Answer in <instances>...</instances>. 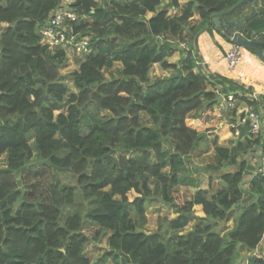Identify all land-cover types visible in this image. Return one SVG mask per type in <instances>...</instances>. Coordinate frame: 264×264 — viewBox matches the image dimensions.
Returning a JSON list of instances; mask_svg holds the SVG:
<instances>
[{"label": "trees", "instance_id": "1", "mask_svg": "<svg viewBox=\"0 0 264 264\" xmlns=\"http://www.w3.org/2000/svg\"><path fill=\"white\" fill-rule=\"evenodd\" d=\"M73 1V33L89 36L92 48L74 72L75 93L60 81L63 50L40 45V29L61 0H0V264H91L87 245L105 232L104 263L237 264L242 249L249 253L245 264H264L253 254L264 237V181L253 168L246 173L244 160L259 140L216 145L207 189H197L185 165L186 156L208 146V133L221 129L216 85L228 84L222 92L246 90L207 73L192 54L179 68L164 60L169 41L182 40L183 29L192 41L213 28L211 16L240 0H189L173 18L156 12L159 0ZM246 9L253 10L244 4L230 18L246 17ZM194 14L200 21L190 26ZM238 30L264 41V1ZM114 62L122 69L106 78L103 71ZM155 63L175 73L149 80ZM62 105L67 113L54 117ZM34 155L55 169L38 197L16 179ZM223 166L234 170L221 172ZM61 171H69L74 184L62 183ZM178 186L196 188L193 199L183 200ZM153 198L175 216L146 233L137 225L145 223ZM194 205L203 217L194 215ZM231 218L233 226L220 232ZM86 228H94L90 236Z\"/></svg>", "mask_w": 264, "mask_h": 264}, {"label": "rangeland", "instance_id": "2", "mask_svg": "<svg viewBox=\"0 0 264 264\" xmlns=\"http://www.w3.org/2000/svg\"><path fill=\"white\" fill-rule=\"evenodd\" d=\"M109 1L110 0H103V2ZM161 1L162 6L168 11L172 12V8L170 6L172 0ZM3 30L4 26H1L0 32ZM208 30V34L206 32L203 33L204 38H209V36L211 35L212 28H208ZM246 51L247 52H243V63L239 67L240 70H245L243 71L244 74H246L248 71V73L246 74L247 76L244 77V81L249 83L253 89L264 94V62L249 50ZM63 52L64 62L58 69L60 81L67 86L69 92L75 93L76 91L72 85L73 75L78 67V63L85 58V55L76 53L71 47H66L65 51ZM262 55L264 57V52H262ZM210 57H207V61L202 60L201 62V66H203L206 72L214 69L215 66L214 57L212 55H210ZM121 69L122 65L119 62H114L113 66L104 69L103 73L106 78H109L111 75L116 76ZM174 73V70H162L158 65H153L148 71V78L152 80L157 76L165 77ZM250 76L252 78H250ZM66 96H68V93ZM59 113L66 114L67 107L65 105L59 106L56 110L53 111L54 117H56V115H58ZM140 120L141 122H146L147 124L149 123L144 114L140 115ZM217 133L218 135H213L212 132L208 133L207 137L211 138H208V146L206 148H198L193 153L185 157L186 173L189 177L195 179L198 188H208V177L212 172L207 168V166L214 165L217 157L216 152L213 149V145H219L229 148L230 146H233L235 144V142L229 139L226 134H223L222 131L218 130ZM211 136L216 137H214L215 139H213ZM28 144L33 148L35 154L32 135H28ZM258 150L259 146L256 147L255 152ZM257 159L258 158L254 154L244 156V160L246 161L247 167L249 169L253 168L254 170H257ZM0 167H3L2 156H0ZM233 170L234 167L223 166L221 172ZM53 174H55V169L51 166H48L46 163L37 160L36 156L34 155L28 163L27 169L22 173L16 174V179L22 189L30 191L35 197H38L42 196L48 190V182H50V178ZM245 176V179H247V175ZM59 178L62 183L74 184V178L71 177V173L69 171H61L59 173ZM148 185L150 188L154 187V180L152 178L149 179ZM175 190H177L181 194V198L183 200H186L193 196L196 189L191 186H178ZM127 196L129 199H132L135 194L130 191ZM193 213L195 216H200V208L193 207ZM144 216L145 223L143 225L137 226L140 230L146 233H151L154 232L159 225L166 224L171 218L175 216V214L170 207L165 206L157 198H153V200L147 205ZM189 224H187V226L183 229V232H185L192 226V222ZM225 228H227L226 225L221 228L220 232L224 231ZM93 229L94 228H86L84 229V233L90 236ZM108 234L109 232H105L97 243H91L87 245L85 254L89 258L91 264H113L111 261H107L106 263H104L101 258L102 252L107 248L106 237L108 236ZM262 242L263 243L261 247L264 246V237L262 239ZM244 257L245 255L239 257V263L244 260Z\"/></svg>", "mask_w": 264, "mask_h": 264}, {"label": "built area", "instance_id": "3", "mask_svg": "<svg viewBox=\"0 0 264 264\" xmlns=\"http://www.w3.org/2000/svg\"><path fill=\"white\" fill-rule=\"evenodd\" d=\"M73 2V0H61V5L48 14L46 22L40 29V45L50 52L65 51L66 47H71L76 53L86 56L92 52L90 37L73 33L72 23L78 19V13L71 7ZM238 35L248 40H256L259 37V33L255 32H251L250 38H246L242 32ZM243 52L247 51L229 41L228 48L215 56L214 73L242 86L246 91L235 88L233 91L227 89V92H222L228 84L216 85L214 110L220 116L218 125L221 129L218 130L226 134L235 144L244 143L246 140H259L256 145L259 146V150L254 151V155L258 158L255 174L264 181V151L261 149L262 137H264V101L259 99L264 94L244 81L247 75L239 69L243 63Z\"/></svg>", "mask_w": 264, "mask_h": 264}, {"label": "crops", "instance_id": "4", "mask_svg": "<svg viewBox=\"0 0 264 264\" xmlns=\"http://www.w3.org/2000/svg\"><path fill=\"white\" fill-rule=\"evenodd\" d=\"M159 1H160V5L156 8V12L165 11L168 18H173V17L180 16L182 14L183 10L185 9L186 5L189 2V0H177V1L176 0H172L171 3H170V6L172 8V12H170V11H168L166 8H164L162 6V1L161 0H159ZM174 2H176L177 4L174 5ZM251 8L254 9L253 7H251ZM246 12H247V15H248L251 11L246 9ZM152 15H153L152 13H147L146 17L149 18ZM199 21H200L199 16L197 14H194L193 17L190 19V24L189 25L190 26L196 25ZM208 28L210 29L209 26H206L203 29H201L199 32H197L195 35H193L192 41H189L190 34L187 32L186 29H183L182 34H181L182 40L169 41L170 51H168V54L164 57V60L167 63L176 65L177 68H179L181 66L183 60L187 57L188 54H192V56H196V58L198 60H200V63L202 62V60L207 61L208 60L207 57H210V55H212L214 57V59H215V56L218 53H222L228 48L229 41L224 39V37L221 36L219 34V32H217L214 29V27L212 28V33L209 36V38H207V37L204 38L203 33L206 32L208 34L209 33ZM237 32L239 33L240 31L237 29ZM216 45H217V47H216ZM153 65H158L159 66L158 63H155ZM249 67H250V65H249ZM160 69H162V68L160 67ZM214 69H215V66H214ZM214 69H211V70L207 71V73L211 74L212 76L221 77L220 74H217V73L215 74L214 73ZM162 70H164V69H162ZM196 71H197V68L194 69V72H196ZM243 71H245V70L241 69L242 73H243ZM219 72L222 73V71H220V70H219ZM247 73H248V71H247ZM220 84L222 85L221 82H219L217 85H220ZM217 131L216 130L212 131L213 135H218ZM211 137L213 139H215L214 137H216V136H211ZM209 139H211V138H209ZM215 146L213 145V149H215ZM246 172L250 173L251 169L247 168ZM254 174H255V172H254ZM197 189H199V188H197ZM200 189H206V188H200ZM193 197H194V194H193V196L191 198L186 199V200H192ZM194 207H199L200 208V216H197V217H203L204 215H203L201 206L200 205H194ZM191 222L193 224L194 220H191L189 223H191ZM233 222H234V220L231 218L226 223L227 228H225V229H230L233 226ZM189 225H191V224H189ZM262 243L263 242L261 241L260 244H259L258 249L255 250L253 252V254L256 257L261 258V259L264 260V246L261 247ZM240 255H241L240 257H242L244 255H245V257H247L249 255V253L247 251L241 249L240 250ZM245 257L243 258L244 260L242 262H240V263H239V260H238L237 264H245V260H246Z\"/></svg>", "mask_w": 264, "mask_h": 264}, {"label": "water", "instance_id": "5", "mask_svg": "<svg viewBox=\"0 0 264 264\" xmlns=\"http://www.w3.org/2000/svg\"><path fill=\"white\" fill-rule=\"evenodd\" d=\"M262 1L264 0H240L227 12L211 16L210 22L221 36L227 37L230 43L242 47L245 50H254L257 57L264 62V57L260 50V48H264V41L254 39L248 40L240 37L237 33L239 27L243 26L247 21H250L258 12H260ZM244 4H249L250 7H253L254 9L244 18H230L231 13Z\"/></svg>", "mask_w": 264, "mask_h": 264}, {"label": "flooded vegetation", "instance_id": "6", "mask_svg": "<svg viewBox=\"0 0 264 264\" xmlns=\"http://www.w3.org/2000/svg\"><path fill=\"white\" fill-rule=\"evenodd\" d=\"M260 50L262 51V52H264V48H260ZM254 51V50H253ZM255 52V51H254Z\"/></svg>", "mask_w": 264, "mask_h": 264}]
</instances>
